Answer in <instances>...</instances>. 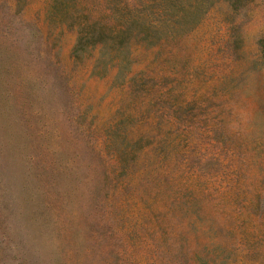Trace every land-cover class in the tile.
Instances as JSON below:
<instances>
[{
	"label": "rangeland",
	"instance_id": "rangeland-1",
	"mask_svg": "<svg viewBox=\"0 0 264 264\" xmlns=\"http://www.w3.org/2000/svg\"><path fill=\"white\" fill-rule=\"evenodd\" d=\"M0 264H264V0H0Z\"/></svg>",
	"mask_w": 264,
	"mask_h": 264
},
{
	"label": "trees",
	"instance_id": "trees-1",
	"mask_svg": "<svg viewBox=\"0 0 264 264\" xmlns=\"http://www.w3.org/2000/svg\"><path fill=\"white\" fill-rule=\"evenodd\" d=\"M188 6H189L190 8H192V6H191L190 4H189Z\"/></svg>",
	"mask_w": 264,
	"mask_h": 264
}]
</instances>
